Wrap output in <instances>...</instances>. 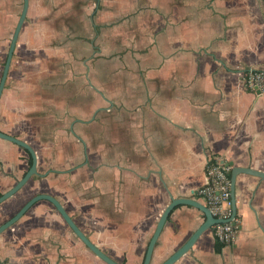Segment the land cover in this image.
Masks as SVG:
<instances>
[{"label": "crops", "instance_id": "obj_1", "mask_svg": "<svg viewBox=\"0 0 264 264\" xmlns=\"http://www.w3.org/2000/svg\"><path fill=\"white\" fill-rule=\"evenodd\" d=\"M22 0H0V76ZM264 70V0H28L0 95V132L26 142L37 174L0 204V224L49 194L120 264H142L172 199L193 198L207 162L264 172V100L240 71ZM0 138V195L28 170ZM238 232L211 228L173 264H264V178L234 181ZM180 204L160 264L204 222ZM0 264H106L47 200L0 233Z\"/></svg>", "mask_w": 264, "mask_h": 264}, {"label": "water", "instance_id": "obj_2", "mask_svg": "<svg viewBox=\"0 0 264 264\" xmlns=\"http://www.w3.org/2000/svg\"><path fill=\"white\" fill-rule=\"evenodd\" d=\"M28 8V0H22V6L21 11L18 17V20L16 22V25L14 27L13 33L10 38L9 47L6 53V58L4 61L3 69L0 76V95L4 87L5 79L7 77V73L9 70V66L11 63L13 51L15 48V44L17 41V37L19 34V31L21 29V26L24 22L26 13ZM0 138L6 139L8 141H11L13 143H16L17 145L23 147L27 152L29 153L31 157V165L28 168V170L25 172V174L6 192L2 193L0 195V204L5 201L6 199L13 196L16 192H18L22 186L29 180V178L37 174L36 170V154L33 151V149L23 140H20L18 138H15L13 136H10L8 134H5L3 132H0ZM227 165H230L229 162L226 163ZM238 173H246L255 175L261 178H264V172L252 169V168H241V167H233L231 169L230 173V203H231V216L228 218V220H231L235 216V198H234V181L235 176ZM39 200H47L49 201L54 208L57 210V212L61 215L63 220L66 222V224L69 226V228L73 231V233L85 244L89 250H91L97 257H99L101 260H103L106 264H120L117 261L110 258L107 254H105L101 249H99L95 244H93L89 238L79 229V227L75 224V222L72 220V218L68 215L62 204L52 195L49 194H36L32 196L27 202H25L21 208L10 218L5 220L2 224H0V233L5 230L7 227L11 226L13 223H15L35 202ZM180 204H187L191 205L198 210H200L204 216L205 220L204 222L191 234V236L179 247L177 248L169 257H167L164 261H162L160 264H173L176 262L181 256H183L189 249H191L192 245L195 243L197 238L207 229L211 227L214 223L223 222V219L215 218L210 210L201 202L193 199V198H177L172 199L167 206L162 211L157 224L155 226V229L150 237V240L147 244L146 251L144 254V258L142 261V264H150L151 256L153 248L156 244L157 238L161 232V229L163 227L164 222L168 218L169 213L171 210L180 205Z\"/></svg>", "mask_w": 264, "mask_h": 264}, {"label": "built area", "instance_id": "obj_3", "mask_svg": "<svg viewBox=\"0 0 264 264\" xmlns=\"http://www.w3.org/2000/svg\"><path fill=\"white\" fill-rule=\"evenodd\" d=\"M240 73L246 89L258 93L264 100V70L246 67ZM226 163L220 157L210 159L205 169L207 182L195 191V195L210 210L211 214L215 218L224 220L210 227L214 239L223 244L232 243L238 232L235 218L228 220L231 216L230 166Z\"/></svg>", "mask_w": 264, "mask_h": 264}, {"label": "trees", "instance_id": "obj_4", "mask_svg": "<svg viewBox=\"0 0 264 264\" xmlns=\"http://www.w3.org/2000/svg\"><path fill=\"white\" fill-rule=\"evenodd\" d=\"M215 242L217 243V245H218V244H223V243L219 242L218 240H215Z\"/></svg>", "mask_w": 264, "mask_h": 264}]
</instances>
